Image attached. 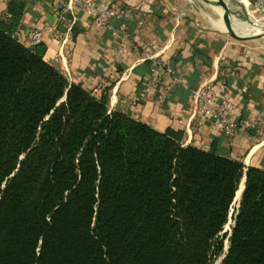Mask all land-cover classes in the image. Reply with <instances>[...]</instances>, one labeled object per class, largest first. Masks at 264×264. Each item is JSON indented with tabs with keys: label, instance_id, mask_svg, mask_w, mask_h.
Masks as SVG:
<instances>
[{
	"label": "trees",
	"instance_id": "16d2710c",
	"mask_svg": "<svg viewBox=\"0 0 264 264\" xmlns=\"http://www.w3.org/2000/svg\"><path fill=\"white\" fill-rule=\"evenodd\" d=\"M24 9L0 17V264H264V170L108 112L19 41Z\"/></svg>",
	"mask_w": 264,
	"mask_h": 264
},
{
	"label": "crops",
	"instance_id": "0c3cea01",
	"mask_svg": "<svg viewBox=\"0 0 264 264\" xmlns=\"http://www.w3.org/2000/svg\"><path fill=\"white\" fill-rule=\"evenodd\" d=\"M8 1L0 0V17ZM15 1L25 2L19 41L28 46L30 32H39L45 62L86 91L102 80L108 88V112L119 111L160 133H180L183 146L213 148L245 168L264 170V131L249 141L242 133H222L198 113L189 93L212 81L216 102L234 106L227 119L252 120L264 113L262 30L250 32L254 38L246 40L228 32L234 24L245 27L242 2L255 0H92L126 13L128 39L118 59H114L117 38L93 25L82 11H74L72 35L59 31L54 0ZM110 22L113 27L119 24L115 19ZM147 55L170 70L148 93L143 90L149 73ZM220 82L225 91L217 88Z\"/></svg>",
	"mask_w": 264,
	"mask_h": 264
},
{
	"label": "built area",
	"instance_id": "2783aa9c",
	"mask_svg": "<svg viewBox=\"0 0 264 264\" xmlns=\"http://www.w3.org/2000/svg\"><path fill=\"white\" fill-rule=\"evenodd\" d=\"M243 7L246 16L254 20V27L264 29V0H255L254 2H245ZM80 10L85 14L96 27H102L111 31L112 36L118 40L114 51V59H118L128 39L125 31L126 13L113 5L92 0H54L53 11L56 14L58 24H66V32H69L75 23L74 11ZM119 22L118 26L113 27L111 20ZM30 46L40 43V33L30 32ZM149 63V73L143 82V90L148 93L157 87L160 80L170 74L164 64L153 55H147ZM103 86L102 80L98 81L96 89ZM219 90L225 91L226 86L220 82L217 86ZM190 99L196 106L198 113L209 119L213 125L222 133L228 135L233 133H242L246 139L252 140L255 135H261L264 131V113L256 115L252 120H229L227 114L234 110V106L225 100L216 102L215 85L212 81H207L195 90H190ZM163 98V97H162Z\"/></svg>",
	"mask_w": 264,
	"mask_h": 264
},
{
	"label": "rangeland",
	"instance_id": "374dc122",
	"mask_svg": "<svg viewBox=\"0 0 264 264\" xmlns=\"http://www.w3.org/2000/svg\"><path fill=\"white\" fill-rule=\"evenodd\" d=\"M245 27H247V29H250V30H253V29H256V27H254V20L253 19H249V17L246 16V21H245ZM264 26V25H263ZM234 27L237 29V27H243V26H238V25H235L234 24ZM259 28V27H258ZM261 30V29H260ZM256 32H259V29L258 31H253L252 33H256ZM261 32V31H260ZM247 33H250V32H247ZM264 42V37L261 38L260 42ZM236 207V203L235 204H232L231 208H230V212H229V218H228V221L226 223V225L224 226L223 228V232L225 233H229L230 231V227L232 225V222H231V213L233 211V208ZM227 247V240L225 239L224 242H223V251L225 252V249ZM221 259V257L219 259H217V261L214 263V264H217L219 262V260Z\"/></svg>",
	"mask_w": 264,
	"mask_h": 264
},
{
	"label": "water",
	"instance_id": "95a60500",
	"mask_svg": "<svg viewBox=\"0 0 264 264\" xmlns=\"http://www.w3.org/2000/svg\"><path fill=\"white\" fill-rule=\"evenodd\" d=\"M228 32H229L230 36H232L234 38H238V39H245L246 40V39L254 38L253 36H251L249 34L248 35H243V34L237 33L233 29H231L230 27L228 28ZM260 35L264 36V29L260 32ZM241 183H242V188L239 190V186H238V188H237L238 195L236 196V193H237V191H236L235 194H234L233 201H232V204L236 203V207H238V205H239L240 195H241V192H242V189H243V184H244V178L240 181L239 185ZM226 250H227V247L225 249V252H226ZM222 258L223 257H221V259ZM220 260H219V262L217 264L220 263Z\"/></svg>",
	"mask_w": 264,
	"mask_h": 264
},
{
	"label": "bare ground",
	"instance_id": "6f19581e",
	"mask_svg": "<svg viewBox=\"0 0 264 264\" xmlns=\"http://www.w3.org/2000/svg\"><path fill=\"white\" fill-rule=\"evenodd\" d=\"M233 27V26H232ZM234 31L243 35H248L249 33L247 32H253V31H258V28L250 30L247 29V27H237V29L234 27ZM242 188V183L239 185V190ZM238 195V191L236 193V196Z\"/></svg>",
	"mask_w": 264,
	"mask_h": 264
}]
</instances>
